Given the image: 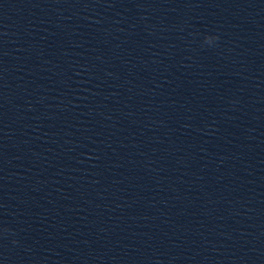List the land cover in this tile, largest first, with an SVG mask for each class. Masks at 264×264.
Masks as SVG:
<instances>
[{
  "label": "water",
  "instance_id": "95a60500",
  "mask_svg": "<svg viewBox=\"0 0 264 264\" xmlns=\"http://www.w3.org/2000/svg\"><path fill=\"white\" fill-rule=\"evenodd\" d=\"M0 264H264V0H0Z\"/></svg>",
  "mask_w": 264,
  "mask_h": 264
},
{
  "label": "clouds",
  "instance_id": "9594fccd",
  "mask_svg": "<svg viewBox=\"0 0 264 264\" xmlns=\"http://www.w3.org/2000/svg\"><path fill=\"white\" fill-rule=\"evenodd\" d=\"M212 38H214V37L208 36V37H206V41H208L209 39H212ZM214 39H218V37H215Z\"/></svg>",
  "mask_w": 264,
  "mask_h": 264
}]
</instances>
